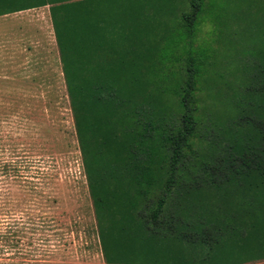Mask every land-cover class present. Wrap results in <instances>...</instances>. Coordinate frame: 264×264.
Returning a JSON list of instances; mask_svg holds the SVG:
<instances>
[{"label":"trees","instance_id":"1","mask_svg":"<svg viewBox=\"0 0 264 264\" xmlns=\"http://www.w3.org/2000/svg\"><path fill=\"white\" fill-rule=\"evenodd\" d=\"M207 1L35 0L0 13L49 7L106 264L264 261V108L229 100L225 165L206 156L184 170L200 126L199 59L189 52L173 105L157 84L161 24L176 25L174 45L193 42Z\"/></svg>","mask_w":264,"mask_h":264},{"label":"rangeland","instance_id":"2","mask_svg":"<svg viewBox=\"0 0 264 264\" xmlns=\"http://www.w3.org/2000/svg\"><path fill=\"white\" fill-rule=\"evenodd\" d=\"M34 1L0 0V13ZM198 20L176 45V25L161 24L151 68L170 106L189 52L199 59L200 126L182 165L194 172L206 156L225 165L230 101L264 108V0H208ZM0 166V264H106L48 8L0 18Z\"/></svg>","mask_w":264,"mask_h":264},{"label":"crops","instance_id":"3","mask_svg":"<svg viewBox=\"0 0 264 264\" xmlns=\"http://www.w3.org/2000/svg\"><path fill=\"white\" fill-rule=\"evenodd\" d=\"M45 8H48V10H49V7L37 8V9H45ZM37 9H32V10H37ZM29 11H31V10H26V11H22V12H29ZM17 13H21V12H17ZM13 14H16V13H13ZM13 14H8V15L0 16V18L1 17H5V16H9V15H13ZM49 16H50V11H49Z\"/></svg>","mask_w":264,"mask_h":264}]
</instances>
